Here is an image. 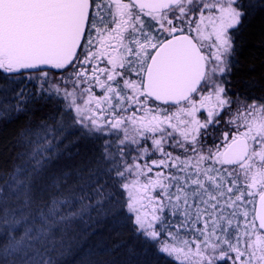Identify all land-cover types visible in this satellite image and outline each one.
I'll use <instances>...</instances> for the list:
<instances>
[{
	"label": "snow or ice",
	"instance_id": "6c2138e0",
	"mask_svg": "<svg viewBox=\"0 0 264 264\" xmlns=\"http://www.w3.org/2000/svg\"><path fill=\"white\" fill-rule=\"evenodd\" d=\"M257 7L0 0V118L53 96L62 108L20 134L29 163L0 186V264H66L101 221L132 233L126 258L101 241L79 264H264V100L225 88L232 30ZM73 136L94 147L53 170Z\"/></svg>",
	"mask_w": 264,
	"mask_h": 264
},
{
	"label": "trees",
	"instance_id": "16d2710c",
	"mask_svg": "<svg viewBox=\"0 0 264 264\" xmlns=\"http://www.w3.org/2000/svg\"><path fill=\"white\" fill-rule=\"evenodd\" d=\"M241 2L245 5L249 3L259 5L264 0H241ZM232 32L234 33V56L227 82L229 94L233 98L239 94L241 97H246L249 102L264 100V9L257 7L246 16L238 29ZM6 76L7 74H0V89L4 86ZM17 84L19 85V82ZM29 84L33 88H28L26 94L47 97L46 93L40 91L39 83ZM20 86L26 87L28 84L23 82V85ZM60 106L54 96L47 97L31 103L32 113L30 116L20 114L0 118V186L3 185V180L7 178V173L18 166H27L28 159L24 153L28 149L21 142L20 134L22 131L28 127H37L49 113L61 110ZM93 147L92 143L76 140L73 136L69 143L68 152L56 162L53 161V170L70 168L78 164ZM85 228V232L80 237L83 241L78 243L79 249L72 255L64 257L66 264H79L82 254L101 241L113 249V254L107 259L121 262L126 258V249L134 239L130 231L124 230L119 234L113 233L107 221H101L95 226L89 225ZM138 259L139 264H154V262L155 264H170L163 254L160 255L158 261L155 260V257H145L142 253Z\"/></svg>",
	"mask_w": 264,
	"mask_h": 264
},
{
	"label": "rangeland",
	"instance_id": "374dc122",
	"mask_svg": "<svg viewBox=\"0 0 264 264\" xmlns=\"http://www.w3.org/2000/svg\"><path fill=\"white\" fill-rule=\"evenodd\" d=\"M235 29H233L232 31H234ZM233 58V57H232ZM232 58H230L231 60H232V62H233V59ZM230 73V72H229ZM229 73H226V76H227V80L225 81V88H226V91L228 92V94H229V90H228V87H227V82H228V76H229ZM55 79L56 80H59L60 79V77L59 76H57V77H55ZM221 79H223V77L221 78ZM25 84H28V86H26L25 88H27L26 90H28V88H33V87H31L30 85L31 84H29V83H35V82H37V83H39L35 78H33V79H31V80H29V79H27L26 77L24 78V81H23ZM70 87V86H69ZM211 89L209 88V89H205V91H204V94L206 95L207 94V92L208 91H210ZM33 91V90H32ZM230 95V94H229ZM197 99H199L198 97H197ZM57 100V99H56ZM58 101V100H57ZM58 103H59V105H61V102L60 101H58ZM60 109L62 110V108H61V106H60ZM199 115L201 116V117H203V116H205L206 115V112L204 111V110H201V112L199 113ZM221 115H223V113H221ZM78 128V126H76V128H73L72 129V132L73 133H75V131H76V129ZM54 162H56V161H54ZM28 163H29V161L27 160V164L26 165H28ZM85 229L86 228H84L83 230H82V232H81V234L77 237V241L75 242V243H80V242H82L83 240L80 238V237H82V234L85 232Z\"/></svg>",
	"mask_w": 264,
	"mask_h": 264
}]
</instances>
